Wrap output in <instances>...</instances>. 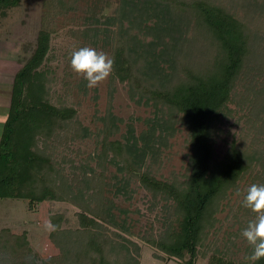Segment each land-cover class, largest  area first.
Listing matches in <instances>:
<instances>
[{
	"label": "trees",
	"instance_id": "1",
	"mask_svg": "<svg viewBox=\"0 0 264 264\" xmlns=\"http://www.w3.org/2000/svg\"><path fill=\"white\" fill-rule=\"evenodd\" d=\"M22 1L0 0V17H6L7 11ZM155 1L187 16L191 40L197 42L192 44L193 50L199 46L203 49L198 56L192 53L188 58L175 57L176 73L157 84L136 69L127 40L120 37L111 55L115 62L111 75L128 84L132 96L138 97V102L143 100L144 106L150 104L154 114L162 113L161 125L147 124L148 130L140 136L144 154L157 150L154 144L159 140L174 136L172 122L183 126L187 158L183 173L179 179L170 180L158 179L149 170L142 171L130 153V146L136 147L137 142L126 143L124 137L115 138L105 128L94 139L96 157L84 159L77 167L69 161L68 170L65 162L56 158L57 148L78 138L72 126L79 123L73 107L53 105L49 98L50 79L45 66L55 30L48 15L63 1L43 0L35 46L14 77L0 136V202L17 199L26 202L29 209L44 201L67 202L79 210L78 228L63 230L62 216H51L52 222L59 225L57 231L49 233L58 254L48 258L33 251L25 232L14 235L11 245L9 230L1 228L0 264H137L124 253L125 257L116 261L113 241L104 232L106 224H116L113 202L108 198L118 184L116 177L108 175V167L114 165L118 171L136 178L153 198L172 204V215L167 217L163 233L147 243L170 258L184 260L187 256L184 264H194L203 253L200 249L205 247L208 231L218 222L216 214L224 206L226 196L235 192L253 171L261 172L264 178V82L250 99L240 97L248 109L246 115L235 117L234 125L242 123L244 129L249 125V143L240 144L232 138L221 157L214 148L217 124L235 114L229 105L234 104L237 81L251 56L247 19L241 20L214 0ZM167 123L172 126L167 128ZM156 128L164 133L158 141ZM95 159L97 167L92 168L88 162ZM209 256L207 264H251L236 263L217 248ZM256 264H264V259Z\"/></svg>",
	"mask_w": 264,
	"mask_h": 264
},
{
	"label": "rangeland",
	"instance_id": "2",
	"mask_svg": "<svg viewBox=\"0 0 264 264\" xmlns=\"http://www.w3.org/2000/svg\"><path fill=\"white\" fill-rule=\"evenodd\" d=\"M62 1L61 7L55 6L48 15L55 30L45 66L48 69L46 76L50 79L49 98L53 105L73 107L79 124L72 126L78 138L57 148L56 158L65 162L68 170L69 161L77 167L84 159L96 157L98 151L94 139L105 128L113 132L115 138L124 137L126 143L137 142L136 147L130 146V153L133 163L142 171L149 170L158 179H179L187 162L183 126L172 122L173 131L176 130L174 136L168 140L162 138V142L159 136L164 133L156 128L155 138L159 141L154 144V149L157 150L144 154L140 136L148 130L147 124L158 122L156 124L161 125L162 113L154 114L150 104L144 106L143 100L138 102L128 84L118 82L112 75L98 87L88 88L85 78L71 68V53L82 47H91L111 57L119 38L124 37L136 69L144 78L158 84L176 73L175 57L188 58L192 53L198 56L203 49L199 46L193 50L195 46L192 44L197 42L191 40L188 17L155 0ZM214 1L241 20L247 19L246 25L252 37L249 45L251 56L246 61L240 81H237L234 104L229 105L235 114L230 119H222L223 122L216 126L214 148L217 156L221 157L232 138L240 144H248L250 140L249 125L244 129L242 123L236 126L234 122L236 116L246 115L248 109L240 97L250 99L252 92L264 82V0ZM42 2L23 0L18 7L7 11L6 17H0V97L9 91L12 70L21 66L35 46L44 10ZM7 94L1 98L6 104L9 100ZM172 124L167 123V128ZM92 161L88 162L92 168L97 167L96 159ZM117 167H108V175L116 177L115 182L118 180L117 187L108 195L113 202L112 214L116 224H106L104 230L113 241L115 260L120 261L126 256L137 264H184L187 256L184 260L170 258L147 243L148 239H158L163 233L167 217L172 215V204L160 197L153 198L136 178L118 171ZM253 172L246 175L236 191L223 200L224 206L216 214L218 222L208 231L205 247L200 249L203 253L198 255L194 264H207L214 248L225 252L236 263L249 261L247 257L251 255L252 248L242 232L256 220V214L244 207V198L251 185H264L261 172ZM78 212L67 202L44 201L29 209L26 202L4 199L0 202V229L9 230L7 237L11 245L14 235L25 232L33 251L41 258H48L57 255L58 249L44 230V222L51 216L61 215L60 228L74 230L78 228Z\"/></svg>",
	"mask_w": 264,
	"mask_h": 264
},
{
	"label": "clouds",
	"instance_id": "3",
	"mask_svg": "<svg viewBox=\"0 0 264 264\" xmlns=\"http://www.w3.org/2000/svg\"><path fill=\"white\" fill-rule=\"evenodd\" d=\"M114 63V59L107 53L98 52L91 47H82L71 53V68L85 78L88 88H96L105 82L114 70ZM236 195H240L239 191ZM244 207L256 214V220L250 222L242 232L243 238L252 248L247 259L251 264H256L264 259V185L253 184L247 189ZM43 228L52 233L59 229V225L49 218L44 222Z\"/></svg>",
	"mask_w": 264,
	"mask_h": 264
},
{
	"label": "crops",
	"instance_id": "4",
	"mask_svg": "<svg viewBox=\"0 0 264 264\" xmlns=\"http://www.w3.org/2000/svg\"><path fill=\"white\" fill-rule=\"evenodd\" d=\"M1 60H3V59H1ZM13 68L15 67V65L12 63V65H11ZM20 68V67H19ZM19 68H14L13 70H12V73H13V79L11 80V79H9V82L11 81V86H10V88H9V91L8 90H6L2 95H1V97H0V136H1V134H2V130H3V126H4V123H5V121H6V118H7V114H8V109H9V105H10V98H11V89H12V84H13V80H14V77H15V75H16V73H17V71L19 70ZM7 71H8V69H7ZM1 73V72H0ZM11 76H12V74H11ZM7 92H8V94H7ZM5 94H7L8 95V97H9V100H8V104H6V102L3 100L2 101V99H3V97H6V95ZM2 98V99H1Z\"/></svg>",
	"mask_w": 264,
	"mask_h": 264
}]
</instances>
